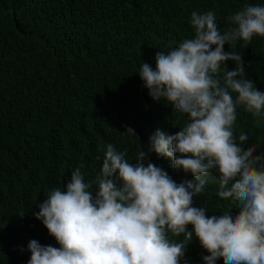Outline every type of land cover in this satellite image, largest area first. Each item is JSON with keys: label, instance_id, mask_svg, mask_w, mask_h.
Segmentation results:
<instances>
[{"label": "trees", "instance_id": "trees-1", "mask_svg": "<svg viewBox=\"0 0 264 264\" xmlns=\"http://www.w3.org/2000/svg\"><path fill=\"white\" fill-rule=\"evenodd\" d=\"M249 4L264 0H0V264H28L31 240L59 247L35 213L81 164L85 182L95 178L101 145L127 151L131 162L157 128L169 135L180 130L185 118L143 86L142 63L155 68L158 51L193 36V11H214L223 32L232 26L229 15ZM231 50L243 55L246 76L264 89V37L224 46ZM226 66L232 70L235 62ZM126 127L137 136L122 135ZM234 132L246 133L243 147L255 145L254 155L264 156V117L238 107ZM147 162L176 183H196L167 157L151 153ZM218 190L213 170L193 206L209 216L238 211ZM206 255L193 235L181 264H205Z\"/></svg>", "mask_w": 264, "mask_h": 264}, {"label": "clouds", "instance_id": "clouds-1", "mask_svg": "<svg viewBox=\"0 0 264 264\" xmlns=\"http://www.w3.org/2000/svg\"><path fill=\"white\" fill-rule=\"evenodd\" d=\"M223 32L216 13L193 11V36L167 52L155 54V68L143 62L139 76L154 101H165L184 124L174 135L160 128L129 161L127 151L101 145L102 168L85 182L81 164L66 186L50 189L35 213L59 247L31 240L28 264H181L193 235L209 255L205 264H264V156L246 149V133L237 135V108L264 117V89L246 76L245 61L235 49L254 36L264 37V6L245 5L230 14ZM227 61H234L229 70ZM122 135L137 136L126 127ZM172 160L176 171L196 183H176L151 162L149 154ZM218 174L217 196L239 210L207 215L193 206L209 174ZM192 226V231L188 226ZM183 237L182 240L175 238ZM186 264V261H185Z\"/></svg>", "mask_w": 264, "mask_h": 264}]
</instances>
